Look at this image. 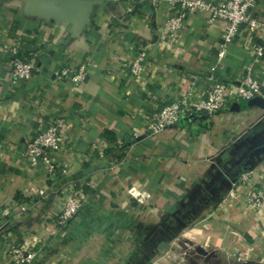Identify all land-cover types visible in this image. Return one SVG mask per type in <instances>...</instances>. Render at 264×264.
Masks as SVG:
<instances>
[{
  "label": "crops",
  "instance_id": "crops-1",
  "mask_svg": "<svg viewBox=\"0 0 264 264\" xmlns=\"http://www.w3.org/2000/svg\"><path fill=\"white\" fill-rule=\"evenodd\" d=\"M166 7L153 0H0V209L13 213L6 240H46L34 264H187L192 257L198 264L205 251L264 264V211L228 196L230 183L250 168L264 191V102L190 113L154 137L139 116L144 107L172 102L182 89L179 77L193 76L205 93L213 65L221 79L239 84L247 68L257 69L249 32L241 31L220 60L224 26L198 10L175 45L164 47ZM251 12L264 19V0ZM255 39H264V29ZM17 40L37 71L11 83L7 48ZM146 44L149 66L135 81L128 64ZM80 64L89 74L79 88L57 78L59 69ZM60 115L68 117L75 148L55 159L68 165V175L49 174L26 156L38 126ZM110 161L117 166L107 173ZM80 180L92 205L57 229L44 216L60 213L65 192ZM132 185L150 193L149 204L128 193ZM2 253L0 264H8Z\"/></svg>",
  "mask_w": 264,
  "mask_h": 264
},
{
  "label": "built area",
  "instance_id": "built-area-1",
  "mask_svg": "<svg viewBox=\"0 0 264 264\" xmlns=\"http://www.w3.org/2000/svg\"><path fill=\"white\" fill-rule=\"evenodd\" d=\"M117 2L119 0H107ZM256 0H226L215 4L206 0H153L154 3L167 2L165 8L166 18L161 30L164 47L176 43L180 31L189 26L192 19L190 16L198 10H205L211 13V22L220 21L224 26L223 43L217 51L220 60L224 59L230 48L240 37L241 31L248 30L247 49L257 65V69L251 66L242 74L239 84L232 80L226 81L220 78L216 72V66H212L208 74L209 87L205 93L199 91L197 79L193 76L179 77L177 82L182 86L179 94L172 102L153 110L145 107L140 111V121L143 123L146 134L154 137L163 133L175 125L182 116L192 113L200 116L202 113L214 114L222 110L228 103L233 101H250L260 97L264 99V39H255L257 31L264 29V19L254 16L251 12ZM131 10V8L129 9ZM22 41L17 40L7 49L13 56L10 61L8 80L17 83L29 79L36 74L34 60L24 56L20 51ZM149 44L137 48L135 56L128 64L129 73L135 81H142L143 73L149 66L148 48ZM86 64L77 66H65L56 73L57 78H70L74 88H79L82 82L88 77ZM70 125L68 117L60 115L54 118L44 127L38 126L32 137L26 141V156L33 166L39 163L48 169L49 174L57 170L62 175H68L70 168L65 162L55 159L56 154H63L66 149L73 147L72 137L69 133ZM136 135V134H134ZM93 148H99L97 143L92 144ZM75 148V147H73ZM117 163L110 161L105 171L111 173L115 170ZM252 168L244 171L240 178L233 182L229 188L228 196L248 201L250 206L264 211V191L254 184ZM81 186L65 192L63 196L62 211L54 216H44L55 223L57 229H63L77 216V214L92 205L89 191L84 189L87 181H77ZM76 185V182H74ZM97 183L92 184L95 187ZM128 193L140 204L147 205L150 200V193L142 191L136 185L127 188ZM45 194L44 190L40 192ZM12 209L8 206L0 209V250L6 256L8 264H34L38 257L45 239L35 245L16 243L5 239L6 226L12 220ZM47 221V220H46ZM5 246V251L2 250ZM150 264H164L158 259Z\"/></svg>",
  "mask_w": 264,
  "mask_h": 264
},
{
  "label": "rangeland",
  "instance_id": "rangeland-1",
  "mask_svg": "<svg viewBox=\"0 0 264 264\" xmlns=\"http://www.w3.org/2000/svg\"><path fill=\"white\" fill-rule=\"evenodd\" d=\"M202 258H203L202 260H199L202 262H199L198 264H216V261H218V260L220 261L221 264H257V263H251V262L245 261L243 259H239V258H236V259L234 258L230 262V261H228L227 257H225L222 254L215 255V257H214L213 253L211 251H205ZM190 260H191V262L194 261L193 264H197L195 257H192ZM190 260L187 261V264H189ZM214 260H215V262H214Z\"/></svg>",
  "mask_w": 264,
  "mask_h": 264
},
{
  "label": "water",
  "instance_id": "water-1",
  "mask_svg": "<svg viewBox=\"0 0 264 264\" xmlns=\"http://www.w3.org/2000/svg\"><path fill=\"white\" fill-rule=\"evenodd\" d=\"M259 101H263L264 102V99L260 98V97H257V98H254L252 100H250V104H253V103H258ZM230 186H231V183H230Z\"/></svg>",
  "mask_w": 264,
  "mask_h": 264
},
{
  "label": "trees",
  "instance_id": "trees-1",
  "mask_svg": "<svg viewBox=\"0 0 264 264\" xmlns=\"http://www.w3.org/2000/svg\"><path fill=\"white\" fill-rule=\"evenodd\" d=\"M244 101H245V103L247 102L248 104H250V101H246V100H244ZM243 103H244V102H243ZM245 103H244V104H245ZM241 104H242V103H241ZM107 135L110 136V138H112V139H114V137H115V136L112 134V132H107Z\"/></svg>",
  "mask_w": 264,
  "mask_h": 264
}]
</instances>
